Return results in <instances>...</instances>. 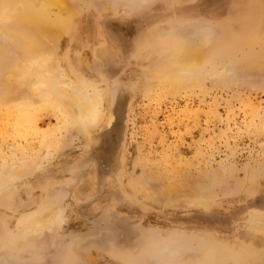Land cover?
Listing matches in <instances>:
<instances>
[{
    "label": "rangeland",
    "instance_id": "1",
    "mask_svg": "<svg viewBox=\"0 0 264 264\" xmlns=\"http://www.w3.org/2000/svg\"><path fill=\"white\" fill-rule=\"evenodd\" d=\"M65 1L0 36V264H264V0Z\"/></svg>",
    "mask_w": 264,
    "mask_h": 264
},
{
    "label": "bare ground",
    "instance_id": "2",
    "mask_svg": "<svg viewBox=\"0 0 264 264\" xmlns=\"http://www.w3.org/2000/svg\"><path fill=\"white\" fill-rule=\"evenodd\" d=\"M32 2L35 3L32 4ZM55 7H57L59 11L57 17L53 19L49 16V11ZM65 10H67V3L65 0H31L29 6L24 4V0H0V36L6 38L8 41L17 43L24 54L25 52H27V54L30 52L33 56L39 53V51L41 52V49L37 45L40 38L46 37V35L51 32H63L65 27L63 26L62 17L60 16L64 12L66 13ZM210 39L211 34L206 32V36H204L203 39L199 38L196 42H189L176 38L171 40L169 44L172 47V57L176 60L174 64H179L182 67L198 64L205 56L203 45L204 43H208ZM6 51V47L0 46V55L4 54ZM169 66H172L171 61ZM79 91L81 90L79 89ZM79 91L72 95H68V97L63 96L61 99L74 105V107L72 106L74 110L82 114L80 116H83L82 118L88 121V123L86 121L88 125L92 122H101L100 120L106 117L101 107V96L99 94H91V96H89L86 92H84L86 95L80 94L83 92ZM74 110L72 111L73 113ZM74 114L76 115V113Z\"/></svg>",
    "mask_w": 264,
    "mask_h": 264
}]
</instances>
